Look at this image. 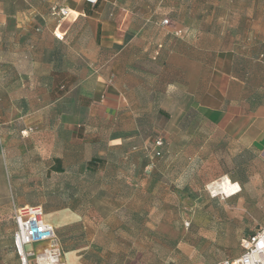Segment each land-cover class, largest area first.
I'll list each match as a JSON object with an SVG mask.
<instances>
[{"label": "crops", "instance_id": "1", "mask_svg": "<svg viewBox=\"0 0 264 264\" xmlns=\"http://www.w3.org/2000/svg\"><path fill=\"white\" fill-rule=\"evenodd\" d=\"M130 2L0 0V155L7 162V177L24 181L13 184L14 193L31 192L39 174L48 181L59 179L56 188L74 197L80 193L81 174L88 172L95 181L110 183L91 187L93 194L104 190L107 195L104 205L94 208L104 209L107 221L122 214L121 219L138 224L140 212L143 222L145 168L153 162H145L134 142L138 124L127 121L131 112L119 56L131 46L126 36L143 30L136 21L145 16L137 18ZM54 5L67 9L68 15L60 20L52 16ZM234 15L233 33L220 34L225 44L211 61L206 46H198L193 57L190 44L171 47L169 42L173 58L168 77L153 92L158 98L184 101V107L175 106L169 114L184 110L197 117L194 126L200 124L238 148L264 152V7ZM162 47L160 43L156 53ZM98 49L109 54L100 64ZM29 127L32 131L22 137L20 132ZM75 210L69 205L48 207L58 217L44 213V219L53 226ZM126 212L130 214L124 218ZM156 226L168 237L175 232L171 221Z\"/></svg>", "mask_w": 264, "mask_h": 264}, {"label": "rangeland", "instance_id": "2", "mask_svg": "<svg viewBox=\"0 0 264 264\" xmlns=\"http://www.w3.org/2000/svg\"><path fill=\"white\" fill-rule=\"evenodd\" d=\"M128 5L136 17L145 16L136 21L143 30L126 36L131 46L119 55L131 112L127 121L138 124L134 142L141 148L145 162H153L145 170L144 220L139 212L138 224L134 219H121L122 214L107 221L104 209H94L104 205L107 195L104 190L93 194L91 187L106 188L110 183L95 181L88 172L81 174L80 193L74 197L63 188H56L62 183L59 179L48 181L39 174L32 181L36 187L31 192L16 188L22 193H14L13 184L24 181L7 177V162L0 155V264H19L12 248L13 209L25 204L41 205L44 213H51L55 220L58 212H47L46 208L77 207L65 222L52 223L64 264H214L237 257L241 240L264 227V152L238 148L216 132L204 126L200 129V124L194 126L199 123L197 117L185 115L184 110L169 114L175 106L184 107V101L165 95L158 98L153 92L162 89L168 77L169 60L173 58L168 52L169 42L171 47L176 43L190 44L193 57L198 46H206L211 61L214 52L225 44L220 34L233 33L237 21L234 13L260 9L264 3L131 0ZM164 20L167 24L162 25ZM175 29L182 30L181 34L174 35ZM160 43L163 47L156 53ZM108 55L98 49V64ZM186 123L192 124L193 129L186 128ZM156 139L162 140L161 156L153 159ZM224 178L237 183V194H215ZM42 185L54 187L42 191ZM114 185L126 190L120 184ZM127 214L130 213L123 217ZM163 221L174 223L171 237L158 231L156 224ZM45 246L46 242H38L32 248L38 253Z\"/></svg>", "mask_w": 264, "mask_h": 264}, {"label": "built area", "instance_id": "3", "mask_svg": "<svg viewBox=\"0 0 264 264\" xmlns=\"http://www.w3.org/2000/svg\"><path fill=\"white\" fill-rule=\"evenodd\" d=\"M96 3L97 0H85ZM51 15L58 20L68 15V10L52 6ZM167 24V20L161 22ZM180 31H178V34ZM32 128L20 132L22 137L28 136ZM162 140L154 142V155L159 156ZM149 166L145 168L147 170ZM14 232L12 234V248L19 264H64L60 257L58 245L55 242L54 227L44 219V212L40 206H19L13 209ZM46 242V246L35 253L31 248L35 243ZM214 264H264V227L258 228L251 235L241 240V253L233 259H224Z\"/></svg>", "mask_w": 264, "mask_h": 264}, {"label": "bare ground", "instance_id": "4", "mask_svg": "<svg viewBox=\"0 0 264 264\" xmlns=\"http://www.w3.org/2000/svg\"><path fill=\"white\" fill-rule=\"evenodd\" d=\"M218 191L215 194H224L226 196H233L239 192V186L237 183H232L228 178H224L221 183L217 185ZM213 191V192H214Z\"/></svg>", "mask_w": 264, "mask_h": 264}, {"label": "trees", "instance_id": "5", "mask_svg": "<svg viewBox=\"0 0 264 264\" xmlns=\"http://www.w3.org/2000/svg\"><path fill=\"white\" fill-rule=\"evenodd\" d=\"M155 142V141H154ZM161 149H162V146L159 148V151H160V155L159 156H155L154 155V150H153V158H158V157H160L161 156ZM33 206H38V205H33ZM44 212V211H43ZM231 259H233V258H231Z\"/></svg>", "mask_w": 264, "mask_h": 264}]
</instances>
